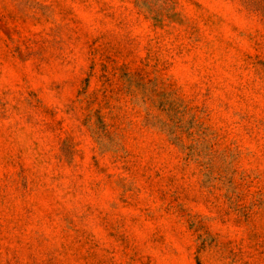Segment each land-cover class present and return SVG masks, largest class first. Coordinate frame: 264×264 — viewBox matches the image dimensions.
Instances as JSON below:
<instances>
[{
  "label": "rangeland",
  "instance_id": "1",
  "mask_svg": "<svg viewBox=\"0 0 264 264\" xmlns=\"http://www.w3.org/2000/svg\"><path fill=\"white\" fill-rule=\"evenodd\" d=\"M0 264H264V0H0Z\"/></svg>",
  "mask_w": 264,
  "mask_h": 264
}]
</instances>
